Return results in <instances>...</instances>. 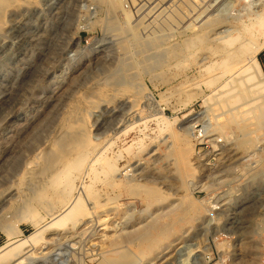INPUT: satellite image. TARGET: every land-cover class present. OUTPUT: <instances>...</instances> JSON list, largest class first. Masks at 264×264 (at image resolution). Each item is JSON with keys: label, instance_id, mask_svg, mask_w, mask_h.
<instances>
[{"label": "rangeland", "instance_id": "374dc122", "mask_svg": "<svg viewBox=\"0 0 264 264\" xmlns=\"http://www.w3.org/2000/svg\"><path fill=\"white\" fill-rule=\"evenodd\" d=\"M120 1L132 8V0ZM235 1L204 6L203 17L227 15L228 26L213 38L231 32L234 17L246 20L262 0ZM114 12L110 0H16L0 11V256L51 221L34 202V219L21 212L35 188L22 180L23 171L39 157L49 172L56 155L50 146L65 143L67 112L85 98L98 102L86 115L93 140L105 145L93 162L99 156L118 161L94 184L109 203L75 228L44 230L29 252L36 251L32 261L21 256L11 264H119L139 252L146 255L143 264H264V111L261 124L250 126L258 134L255 148L237 153L229 169L220 153L236 152L241 137L229 117L250 104L230 97L233 77L224 76L219 89L209 87L203 81L210 64L205 51L179 60L161 49L158 40L175 26H158L161 17L155 16L158 23L149 20L131 33ZM258 59L264 75V49ZM118 82L133 97L99 100L97 85ZM254 106L260 114L259 103ZM180 146L192 164L184 169L185 181L177 177L173 184ZM82 182L90 184V176L77 179L75 195L83 192ZM151 188L160 189L163 199L147 208ZM172 203L177 210H170ZM152 218L163 221L165 244L110 245Z\"/></svg>", "mask_w": 264, "mask_h": 264}, {"label": "bare ground", "instance_id": "6f19581e", "mask_svg": "<svg viewBox=\"0 0 264 264\" xmlns=\"http://www.w3.org/2000/svg\"><path fill=\"white\" fill-rule=\"evenodd\" d=\"M14 1L16 0H0V11ZM110 1L113 2V8L115 9L114 13L117 15L116 19L118 20L119 18L120 23L122 22L126 25V27L131 30V33L134 31V27L140 25L137 28L139 31V28L143 23L149 20V24L153 22L158 23L155 20V16L158 17V20L160 19L159 16L161 17V22L157 24L158 26H164L166 27L165 29L169 31L173 30V27L175 26V31L163 34V38L158 40V42H161V44L164 45L161 49H163L164 53H168V58H177L180 60L189 55H196L199 51H205L206 54L204 55H209L206 59L208 58L207 60H209L208 63L210 64L202 70L208 71V76L203 81L209 87L216 86L214 88L216 89L221 86L223 83L222 78L227 74L233 77V87L231 86V88H229L233 94H230V97H233L234 101H243V105H247L249 102L250 104H248V107L244 106L242 111L239 110V112L231 114L229 117L230 121L234 123L235 128L241 132V137L238 141L239 147H237V149L235 148L237 151L234 152L230 149V151H227L226 149L224 151L225 153L222 151V153H220L222 155L224 154V164L226 163L228 167L230 166L229 169L232 170L233 167H231V165L238 160L237 155L239 152L248 151L252 147L253 149L255 148V139L258 137V134L253 136L250 126L259 125L261 117L263 116L262 112L264 111V75L258 59L259 53L264 49V0L261 2L258 0L260 2V8L256 11H249L250 13H248L246 20H243L242 17H234V25H232L233 30L225 35H220L219 38L214 37L216 39H214L213 36L216 34L217 30L221 29V27L223 28L227 23V15L223 13L221 15L211 14V16H208L207 14L205 15L206 17H203L204 6L210 0H132L133 2H131L133 5L129 10L122 7L120 0ZM235 2L237 3L238 0ZM233 3L234 1L229 2V6L226 7V10H229L230 5ZM258 3H255L257 7ZM249 6H251L250 3ZM250 8L252 9L253 7L251 6ZM137 35H133V37H137ZM259 36H262V38L260 39ZM157 46L159 47L160 43H158ZM179 60L177 61L179 62ZM169 63L171 62H168V64ZM203 66L204 64L201 65V67ZM120 82H118L119 84L115 83L114 85H109V83H104L105 85H97L96 95L99 100L101 99V101H103L104 99L106 100L104 102H109V100H117L121 97L124 98V96L129 98L132 95L133 97V94H129L131 88L129 91L124 89V87L120 85L123 82ZM197 85L199 86L200 84H196V87ZM126 88L128 89V87ZM139 96L145 99L143 93ZM140 97H138V99ZM251 101L253 102L251 103ZM96 102L88 101L85 98H79L77 106H70L71 108L66 116L67 121H69L67 125L69 128L67 129L69 135L67 139L65 138V143L62 140L64 143L63 145L57 146L55 145L57 143H55L50 146L56 155H53L54 157L48 173L45 172L46 166H41L42 161L39 160V157L38 159L36 157L29 159L30 161H28L27 167L23 171L22 180H29L27 183L35 185V188L34 186L32 190L29 188L30 192L27 194L26 202L24 204L22 203L21 212H24L25 215L31 216L34 219L37 214L32 207L34 202L36 205L38 204L40 207L44 208L52 218L51 221L49 220L50 222L48 224L38 227L33 234L22 240L20 239V241H18L19 243L3 253L0 256V264H11L14 258L21 256H26L27 260L32 261L34 258L33 255L36 254V251L31 254H29V252L33 250L31 247L36 248L41 242L44 230L51 226L62 227L63 229H67L69 226L75 228L81 223V221L88 219L87 217L93 213L95 208L97 209L99 206L103 208V206L108 205L109 202L107 201V198L105 199V202H103L104 199L102 201L100 200V191L98 192L95 190L94 184L99 179L101 173L109 174L110 170L115 169L118 161H113L105 157L100 160L101 156H99L93 162L99 152L105 148L103 143L93 140L90 132V125L87 121L86 111L92 107L94 108ZM257 102L259 103L258 110L261 111V115L255 112L254 105ZM223 105L225 106V104ZM67 121L63 123L67 124ZM178 139L179 141L181 140L179 136ZM187 142L188 141H186V143ZM182 144H184V142ZM220 149L222 150L223 148L220 147ZM176 156L178 163L176 176L172 177L171 181L172 183L174 181V183L177 184L179 183V180L185 181V178L183 177L184 169L192 163L189 159L190 155L187 154V150L183 148V146H180V148L177 149ZM98 165H100L99 168ZM85 175L90 176L91 182H89L90 184L82 182L80 191L81 188H83L82 191L85 192V194L83 195V192H79L78 195H75L77 191L76 181ZM177 177L180 179L177 180ZM99 181L101 180L99 179ZM115 184H117V181H114L113 185ZM131 185L134 186L135 183H131ZM24 191L26 190H23V192ZM147 193V208L155 204V202L157 203L163 199L162 191L160 189L151 188ZM175 204H171L170 210H177L178 206ZM169 212L171 211L168 210V214H170ZM158 215L159 214H157V216ZM162 222L158 218H152V220L147 221L142 226L133 228L125 234L118 235L115 239L110 241V245L117 246L128 243L139 247L146 246L152 248L154 246H159L160 244H165L163 241L165 239L163 238L161 240V237L167 233H163ZM0 228H4V226L0 225ZM168 235L171 234L169 233ZM28 248L31 249L26 251ZM161 252H158L157 255H155V258H159ZM144 260H146L144 252L131 253L119 264H143L142 262H145Z\"/></svg>", "mask_w": 264, "mask_h": 264}]
</instances>
